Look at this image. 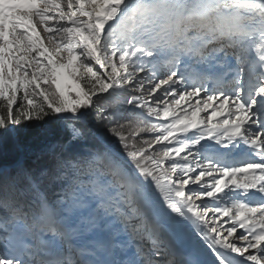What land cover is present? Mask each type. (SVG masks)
Segmentation results:
<instances>
[{"label": "snow or ice", "instance_id": "obj_1", "mask_svg": "<svg viewBox=\"0 0 264 264\" xmlns=\"http://www.w3.org/2000/svg\"><path fill=\"white\" fill-rule=\"evenodd\" d=\"M0 264H264V0H0Z\"/></svg>", "mask_w": 264, "mask_h": 264}, {"label": "trees", "instance_id": "obj_2", "mask_svg": "<svg viewBox=\"0 0 264 264\" xmlns=\"http://www.w3.org/2000/svg\"><path fill=\"white\" fill-rule=\"evenodd\" d=\"M106 95V94H105ZM137 123H140L139 121H137ZM101 131H103V129H101ZM142 135V137L144 138V139H148V138H150V136L152 135V134H149V133H143V134H141Z\"/></svg>", "mask_w": 264, "mask_h": 264}, {"label": "bare ground", "instance_id": "obj_3", "mask_svg": "<svg viewBox=\"0 0 264 264\" xmlns=\"http://www.w3.org/2000/svg\"><path fill=\"white\" fill-rule=\"evenodd\" d=\"M191 239H192L193 241H196V240H197V237H196L194 234H192Z\"/></svg>", "mask_w": 264, "mask_h": 264}, {"label": "rangeland", "instance_id": "obj_4", "mask_svg": "<svg viewBox=\"0 0 264 264\" xmlns=\"http://www.w3.org/2000/svg\"><path fill=\"white\" fill-rule=\"evenodd\" d=\"M40 31L42 32V30H40ZM202 115H203V116H206V115H207V113H202Z\"/></svg>", "mask_w": 264, "mask_h": 264}, {"label": "water", "instance_id": "obj_5", "mask_svg": "<svg viewBox=\"0 0 264 264\" xmlns=\"http://www.w3.org/2000/svg\"><path fill=\"white\" fill-rule=\"evenodd\" d=\"M198 239V238H197Z\"/></svg>", "mask_w": 264, "mask_h": 264}]
</instances>
